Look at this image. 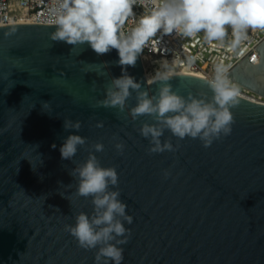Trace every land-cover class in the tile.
I'll return each mask as SVG.
<instances>
[{"label":"water","instance_id":"95a60500","mask_svg":"<svg viewBox=\"0 0 264 264\" xmlns=\"http://www.w3.org/2000/svg\"><path fill=\"white\" fill-rule=\"evenodd\" d=\"M56 27L0 24V264H95L96 249L82 248L66 229L78 212H93L91 196L77 195L70 174L89 152L116 168L118 183L108 187L119 189L133 217L125 222L130 231L119 245L120 264H264V101L238 95L230 106V133L206 147L198 137L179 138L165 127L159 139L173 148L150 152V139L138 129L157 121L147 113L132 118L138 92L155 97L167 83L185 99L210 100L211 79L174 69L167 80L148 81L144 50L134 65L122 66L115 48L97 53L86 41L51 39ZM195 40L202 45L199 61L227 65L230 81L263 100L264 36L256 63L240 57L243 46L218 51L200 34ZM122 69L140 88H130L122 110L98 104ZM65 118L80 127L64 128ZM70 133L85 142L72 158H61L59 146ZM96 142L101 151L92 147Z\"/></svg>","mask_w":264,"mask_h":264},{"label":"clouds","instance_id":"9594fccd","mask_svg":"<svg viewBox=\"0 0 264 264\" xmlns=\"http://www.w3.org/2000/svg\"><path fill=\"white\" fill-rule=\"evenodd\" d=\"M131 0H59L55 9L57 27L50 33L51 39L63 40L70 44L87 42L97 53L115 48L120 65H134L138 54L149 38L157 31L175 32L181 36L192 37L200 34L209 43H223L230 29L234 39L228 45L235 47L248 30L264 29V0H158L150 11L139 17L138 22L127 33L120 31L121 25L131 14ZM250 61L256 63L258 57L253 53ZM228 66L222 63L214 66V77L208 81L213 95L210 100L189 94L185 99L171 86L163 83L158 95L148 96L147 90L137 94V102L130 108L133 119L138 114L153 115L157 123H143L139 134L149 138L150 152L171 150L173 145L159 137L166 127L179 138L185 135L199 138L206 147L214 138L231 131L233 115L230 106L238 102L239 87L230 81ZM87 70V69H85ZM160 80H167V71L159 73ZM131 89H139L140 84L122 69V74L112 77L105 89V97L97 101L104 106H125ZM45 109L48 102H42ZM64 128L78 129L80 121L65 118ZM85 137L70 133L59 146L61 158H72L78 145H83ZM53 147L56 145L53 144ZM96 151L103 149L101 142L92 145ZM117 152L123 150V143L114 144ZM77 178V195L91 196L93 212H78L74 222L66 225L85 249L95 248V264H120L123 249L119 245L126 242L125 222L131 224L132 215L125 212L126 204L118 199L119 189L109 185L118 183V173L114 166H103L93 152L71 170ZM167 176V171L164 173Z\"/></svg>","mask_w":264,"mask_h":264},{"label":"built area","instance_id":"2783aa9c","mask_svg":"<svg viewBox=\"0 0 264 264\" xmlns=\"http://www.w3.org/2000/svg\"><path fill=\"white\" fill-rule=\"evenodd\" d=\"M58 2L59 0H0V24L14 22L53 24L52 21L55 19V9ZM157 3L158 0H131L132 12L121 25L120 31L127 33L135 26L139 17L147 14ZM197 35L186 37L175 32L163 33L158 30L153 37L149 38L142 50H144V55L151 57L153 60L154 58H165L168 62L164 66L165 68L170 66L173 69L201 71L203 76L212 79L216 62L207 59L198 60V51L202 45L200 40H195ZM263 36L264 33L260 32V29L248 30L236 45L237 47H244L240 57L246 54L249 61V57L253 53L259 57L256 45ZM204 42L218 51L220 47H224V43L219 46L217 41Z\"/></svg>","mask_w":264,"mask_h":264},{"label":"bare ground","instance_id":"6f19581e","mask_svg":"<svg viewBox=\"0 0 264 264\" xmlns=\"http://www.w3.org/2000/svg\"><path fill=\"white\" fill-rule=\"evenodd\" d=\"M217 44L220 46L222 43L219 42V41H217ZM229 44H230V43H229ZM226 45H227V44H224V46H226ZM144 57H146V55L142 54V58H144ZM156 60H157V61H156ZM154 61H156V62L158 63V65H159V67H161V69L158 70L157 73H155L154 75H152V74H151V75H149V74L146 75L148 81H149L150 79H152V78L158 76L159 73H162V72H165V71L174 70V69L171 68L170 66H168V67H166V68L164 67V66L168 63L167 60H166L165 58H154ZM195 73H197V74L203 76V74H201V73H202L201 71H195ZM203 77H205V76H203ZM250 94H251V95H250ZM250 94L248 95L247 93L244 92V90H239V95H241V96L247 97V98L252 99V100H255V101H262V100H258L259 98H258L256 95H254V94H252V93H250ZM263 101H264V98H263Z\"/></svg>","mask_w":264,"mask_h":264},{"label":"rangeland","instance_id":"374dc122","mask_svg":"<svg viewBox=\"0 0 264 264\" xmlns=\"http://www.w3.org/2000/svg\"><path fill=\"white\" fill-rule=\"evenodd\" d=\"M202 37V36H201ZM203 39V37H202ZM234 39L232 33H231V30L229 29L226 34H225V37H224V40H223V43L224 44H229L232 40ZM204 40V39H203ZM205 41V40H204ZM207 42V41H206ZM157 61V60H156ZM154 61L151 57H144L142 58V63H143V66H144V70H145V74L146 75H154L155 73H157L159 69V66L157 64V62ZM248 95L250 93H247ZM251 95V94H250Z\"/></svg>","mask_w":264,"mask_h":264}]
</instances>
